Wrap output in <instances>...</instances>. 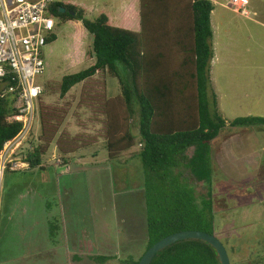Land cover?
I'll return each instance as SVG.
<instances>
[{"label": "rangeland", "instance_id": "374dc122", "mask_svg": "<svg viewBox=\"0 0 264 264\" xmlns=\"http://www.w3.org/2000/svg\"><path fill=\"white\" fill-rule=\"evenodd\" d=\"M62 1L83 8L89 19L106 13L117 24L139 28L138 1L136 5L135 0ZM244 1L247 15L235 12L232 0H212L211 87L227 119L226 129L212 144L216 236L232 264H263L264 126L229 127L237 117L264 116V0ZM55 21L56 40L44 47L46 69L36 77L44 92L25 133L39 136L46 122L40 109L43 103L51 110L56 106L66 111L62 123L59 118L50 122L48 111L49 126L58 123L60 130L94 138V142L61 164L64 155L55 139L44 157V169L4 171L0 264H96L87 258L94 254H115L117 259L105 264H122L124 258L140 257L147 242L142 166L133 155L139 151V135L131 149L109 159L100 117L93 107H80L83 93L120 92L118 79L109 74H96L60 97L62 77L88 68L95 60L88 54L92 36L82 20L55 17ZM192 151L189 148L187 154ZM184 175L199 196L207 192L203 182L193 180L187 171ZM82 234L87 241L80 245ZM74 253L83 260L70 262Z\"/></svg>", "mask_w": 264, "mask_h": 264}, {"label": "trees", "instance_id": "16d2710c", "mask_svg": "<svg viewBox=\"0 0 264 264\" xmlns=\"http://www.w3.org/2000/svg\"><path fill=\"white\" fill-rule=\"evenodd\" d=\"M137 1L138 29L116 25L106 13L89 19L83 8L67 5L62 0L52 3L50 12L62 20H82L92 36L88 54L95 62L62 77L61 98L96 74L105 73L118 79L119 93L110 96L83 93L80 107H93L100 117L109 159H116L131 149L139 135V151L133 155L142 166L146 251L162 238L183 230H201L216 236L212 144L226 129L227 119L219 111L211 87L212 0ZM63 7L73 13L62 12ZM55 40L53 33L47 44ZM7 80L11 84L14 81L11 77L0 80V151L24 129L23 121L9 120L18 110L14 108L11 94L2 95ZM40 109L46 122L39 136L35 139L30 134L13 154L15 159L28 163V168L44 169V157L55 139L58 151L64 155L61 164H67L75 152L94 142V138L71 135L65 130L58 134L61 125L49 126L45 117L51 108L41 103ZM65 113L63 107L53 106L50 122L59 118L62 123ZM262 126L264 116L255 115L237 117L229 125ZM134 128L138 132L135 133ZM189 148H193L191 155L187 154ZM185 171L193 180L204 183L207 189L204 195L199 196L195 187L187 182ZM142 255L137 259L124 258L121 263L138 264ZM87 258L96 264H105L117 256L94 254ZM82 260L79 253L71 256L73 262ZM150 264L221 263L215 248L208 242L186 239L157 252Z\"/></svg>", "mask_w": 264, "mask_h": 264}, {"label": "built area", "instance_id": "2783aa9c", "mask_svg": "<svg viewBox=\"0 0 264 264\" xmlns=\"http://www.w3.org/2000/svg\"><path fill=\"white\" fill-rule=\"evenodd\" d=\"M59 0H0V80H7L2 95L11 94L18 110L9 120L23 121V131L8 141L0 151V178L5 170H15L22 163L13 157L15 150L29 136L26 126H32L36 101L43 86L36 77L44 73L46 62L43 49L54 32L55 16L51 4ZM234 11L247 15L244 0H232ZM29 120V121H28ZM21 164V165H20Z\"/></svg>", "mask_w": 264, "mask_h": 264}, {"label": "water", "instance_id": "95a60500", "mask_svg": "<svg viewBox=\"0 0 264 264\" xmlns=\"http://www.w3.org/2000/svg\"><path fill=\"white\" fill-rule=\"evenodd\" d=\"M61 11L64 12V9L61 8ZM186 239L202 240L204 242H208L215 248L221 264H231L229 252L222 241L214 234L201 230H183L162 238L144 252L138 264H150L152 258L157 252L177 241Z\"/></svg>", "mask_w": 264, "mask_h": 264}, {"label": "clouds", "instance_id": "9594fccd", "mask_svg": "<svg viewBox=\"0 0 264 264\" xmlns=\"http://www.w3.org/2000/svg\"><path fill=\"white\" fill-rule=\"evenodd\" d=\"M43 91H44V87H43ZM42 93H43V92H42ZM41 95H42V94H41ZM41 95H40V96H41ZM40 96L38 97V99L40 98ZM38 99H37V100H38ZM9 118H10V117H9ZM10 121H12V120H10ZM20 133H21V131H20V132L14 137V138H12V139H15ZM29 137H30V136H29ZM29 137H28V138H29ZM28 138H27V139H28ZM12 139H11V140H12ZM27 139H26V140H27ZM26 140H24V141L20 144V146H21ZM9 141H10V140H9ZM7 142H8V141H7ZM7 142H6V143H7ZM6 143H5V144H6ZM20 146H19V147H20ZM19 147H18V148H19ZM18 148H17V149H18ZM17 149H16V150H17ZM16 150H15V152H16ZM16 160H18V159H16ZM18 161H19L20 163H22V165L20 164L21 167L15 169V170H18V169H20V168H24V167H27V168H28V163H26V162H22V161H20V160H18Z\"/></svg>", "mask_w": 264, "mask_h": 264}, {"label": "flooded vegetation", "instance_id": "af4514ba", "mask_svg": "<svg viewBox=\"0 0 264 264\" xmlns=\"http://www.w3.org/2000/svg\"><path fill=\"white\" fill-rule=\"evenodd\" d=\"M65 4L68 5L69 3L65 2ZM63 9H64V12H68V13L72 12L68 7H63ZM81 236H83V237L78 238V241L80 242V245H81V242L83 243V242L87 241V239L85 238V234H82ZM90 243L91 242H89L87 245H90L89 247L91 248L92 245ZM70 262H73V261H70Z\"/></svg>", "mask_w": 264, "mask_h": 264}, {"label": "crops", "instance_id": "0c3cea01", "mask_svg": "<svg viewBox=\"0 0 264 264\" xmlns=\"http://www.w3.org/2000/svg\"><path fill=\"white\" fill-rule=\"evenodd\" d=\"M134 2H135V5H136L137 0H135ZM136 12H137V11H136ZM109 16H110V18H111V20H112V22H113L114 24L119 25V26H123V27H127L125 24H124V25L117 24L116 21L113 20L112 15L109 14ZM61 131H63V130H59L58 134H60ZM61 159H62V158H61ZM61 161H62V160H61ZM59 162H60V161H59Z\"/></svg>", "mask_w": 264, "mask_h": 264}]
</instances>
